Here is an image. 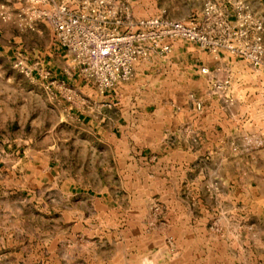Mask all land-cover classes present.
<instances>
[{
  "label": "rangeland",
  "instance_id": "rangeland-1",
  "mask_svg": "<svg viewBox=\"0 0 264 264\" xmlns=\"http://www.w3.org/2000/svg\"><path fill=\"white\" fill-rule=\"evenodd\" d=\"M247 1L254 4L256 0L129 3L136 17L165 11L172 18L200 20L204 5L210 2L232 27L238 2L261 21ZM42 9L40 3L29 0H0V264H39V256H46L48 250L79 254L89 264H264V221L259 215L262 200L252 202L241 196L232 207L230 199L216 196L221 188L230 187L224 182L205 181L194 169L185 179L167 181L164 187L154 178L152 167L140 170L138 184L134 179L127 183L129 197L117 195L127 210L113 213L110 225H97L103 221L107 224L101 215L91 219L94 225H55L54 207L60 200L61 187L54 176L67 166L71 173L78 174L81 162L87 173L89 160L80 156V149L87 142L103 139L98 133L96 138L91 132L78 133L68 123L62 103L54 96L55 89L45 87L50 77L42 78L35 68L27 74L14 65L19 58L30 68L51 61L50 53L57 43L51 25L40 16ZM253 9L258 6L254 4ZM174 41L192 48L195 45ZM223 52L235 57L230 59L234 64L219 72L221 82L214 84L210 92L223 102L227 117L239 100L246 110L254 72L242 57ZM153 56L140 61L152 60ZM256 74V79L262 76ZM74 77H79L76 68ZM119 85H129L127 95L135 99L152 90L151 94L170 92L176 107L182 105V99L186 101L190 90L185 80L184 91L179 94L173 86L148 90L132 77ZM201 88L205 91L208 87ZM230 123L225 121V125ZM147 127L140 125V131ZM142 134H135V141L129 140L130 146L142 144ZM249 136L240 140L241 156L251 151ZM95 162L101 177L112 166V189L120 190L119 159L101 156ZM45 205L51 207L50 213L43 210Z\"/></svg>",
  "mask_w": 264,
  "mask_h": 264
},
{
  "label": "crops",
  "instance_id": "crops-1",
  "mask_svg": "<svg viewBox=\"0 0 264 264\" xmlns=\"http://www.w3.org/2000/svg\"><path fill=\"white\" fill-rule=\"evenodd\" d=\"M247 3L263 22L264 44V0L254 2L257 10L252 2ZM50 55L51 61L45 66L51 75L50 80H45V87L55 89L54 96L62 103L63 115L78 133L91 132L95 138L98 133L103 139L98 143L87 142L80 149V156L89 160L87 173L83 172L81 162L78 174L71 173L67 166L54 176L61 187L60 200L54 207L55 225H94L91 219L100 215L107 224L103 221L97 225H110L113 213L127 210L124 200H117V195L129 197L127 183L134 179L138 184L140 170L148 166L154 169V178L163 182L162 187L167 181L185 179L194 169L205 181L227 184L230 188H221L216 196L230 199L232 207L241 196L252 202L261 199L259 215L264 221V65L255 69L244 62L254 72L253 91L247 95L246 110L239 100L226 117L223 102L210 92L214 84L221 82L219 72L234 64L230 59L235 57L224 52L213 58L212 53L198 46L192 48L174 41L169 53H155L152 60L135 63L132 80L144 84L148 90L173 86L179 94L184 91L183 81H187L190 90L180 107L174 106L170 92L151 94L150 90L135 99L134 95H127L129 85L119 83L112 90L99 93L85 80L73 78L76 67L63 48L54 45ZM180 58L184 61H179ZM201 67L208 68V73H201ZM256 72L262 75L259 79ZM203 86L208 88L202 91ZM195 101L201 103L200 108ZM145 113L150 116L145 117ZM227 120L231 122L229 125H225ZM130 125L135 129L129 131ZM140 125L150 127L140 131ZM139 133H143L139 138L142 144L130 146L129 140L135 141L134 135ZM244 135H250L251 151L247 156H241L238 146ZM101 156L119 159L120 190L112 189L111 165L102 177L98 175L95 160ZM43 210L50 213L51 207L45 205ZM45 253L46 256H39V264H89L79 254L63 250Z\"/></svg>",
  "mask_w": 264,
  "mask_h": 264
},
{
  "label": "built area",
  "instance_id": "built-area-1",
  "mask_svg": "<svg viewBox=\"0 0 264 264\" xmlns=\"http://www.w3.org/2000/svg\"><path fill=\"white\" fill-rule=\"evenodd\" d=\"M29 1L43 6L40 16L51 25L54 41L74 63L79 78L102 94L129 80L136 62L150 54L169 53L175 39L214 54L226 51L256 68L264 64L263 25L241 2L231 27L210 2L204 5L201 19L193 20L172 18L165 11L136 17L128 0ZM14 65L27 74L35 68L42 78L51 75L43 64L30 68L21 58Z\"/></svg>",
  "mask_w": 264,
  "mask_h": 264
}]
</instances>
